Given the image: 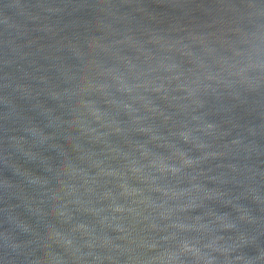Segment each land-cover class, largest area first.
Instances as JSON below:
<instances>
[{
    "label": "water",
    "instance_id": "95a60500",
    "mask_svg": "<svg viewBox=\"0 0 264 264\" xmlns=\"http://www.w3.org/2000/svg\"><path fill=\"white\" fill-rule=\"evenodd\" d=\"M0 264H264V0H0Z\"/></svg>",
    "mask_w": 264,
    "mask_h": 264
}]
</instances>
